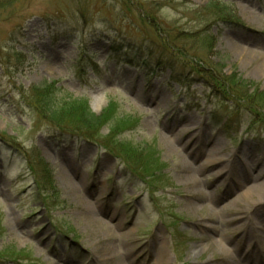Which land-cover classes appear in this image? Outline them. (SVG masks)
<instances>
[{
	"label": "rangeland",
	"instance_id": "rangeland-1",
	"mask_svg": "<svg viewBox=\"0 0 264 264\" xmlns=\"http://www.w3.org/2000/svg\"><path fill=\"white\" fill-rule=\"evenodd\" d=\"M263 93L264 0H0V264H264Z\"/></svg>",
	"mask_w": 264,
	"mask_h": 264
},
{
	"label": "trees",
	"instance_id": "trees-1",
	"mask_svg": "<svg viewBox=\"0 0 264 264\" xmlns=\"http://www.w3.org/2000/svg\"><path fill=\"white\" fill-rule=\"evenodd\" d=\"M261 99L264 102V93L262 94ZM61 114L71 116L72 121H75L72 123L81 127L80 129L86 128L88 130H94V128L100 127L106 122V119L103 115L94 114L86 103L82 105H75L71 102H63L59 109L58 107L57 109L55 107V110L53 111L54 118H52V121L57 123V126L63 127L64 125V128H67L69 121L67 118L64 120L61 119ZM88 138L93 139L92 136H88Z\"/></svg>",
	"mask_w": 264,
	"mask_h": 264
},
{
	"label": "bare ground",
	"instance_id": "bare-ground-1",
	"mask_svg": "<svg viewBox=\"0 0 264 264\" xmlns=\"http://www.w3.org/2000/svg\"><path fill=\"white\" fill-rule=\"evenodd\" d=\"M191 170H192V169H191ZM199 171H201L200 168H199ZM193 177H194V175H193ZM68 187L73 189V184H72L71 182H69V183H68ZM242 211H244V213H247V215L250 213L248 210H242ZM249 215H250V214H249ZM244 230H246V229H244ZM242 237H243L244 239H245V238H248V235H247V232H246V231L243 232ZM251 238H252V236H251ZM252 240H253V238H252ZM235 259H236V258H235Z\"/></svg>",
	"mask_w": 264,
	"mask_h": 264
}]
</instances>
